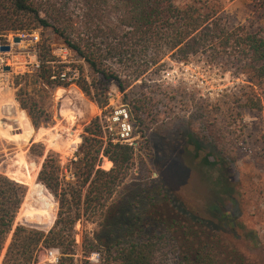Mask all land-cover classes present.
<instances>
[{
    "label": "rangeland",
    "instance_id": "1",
    "mask_svg": "<svg viewBox=\"0 0 264 264\" xmlns=\"http://www.w3.org/2000/svg\"><path fill=\"white\" fill-rule=\"evenodd\" d=\"M55 1L58 6L66 3L74 15L82 14L77 0ZM173 1L181 8L192 5L203 15L209 14L213 18L207 25L217 28L223 36L187 57L179 49L162 54L159 63L142 77L128 78L130 83L125 91L114 81L109 82L107 89L99 90L105 88L101 76L51 29L34 31L39 37L36 43L29 36L15 43L13 38L21 37L20 33H8L0 39L3 45L12 46L10 52L0 53V58L13 66L10 72L0 68V174L24 185L31 198L38 199L41 195L30 189V176L36 174V183L46 189L38 175L48 154L54 155L62 167L65 184L75 182L82 135L96 119L102 135L100 114L110 111L107 106L111 93L115 100L129 107L136 123L135 141L130 146L134 150L133 158L125 181L103 213L83 215L75 225L76 264L86 260L98 264L97 252L84 257V242L95 244L98 237L103 236L107 220L117 216L121 209L137 204L129 199L136 188L157 185L172 193L176 202L173 206L184 213L206 216L204 211L209 202L215 197L223 199L225 210L234 214L242 227L239 233L250 231L258 236L259 246L253 248L238 241L239 249L256 263L264 260V113L243 107L250 92L264 97V91L261 94L264 85L259 88L250 82L249 74L241 70L237 60L238 51L232 43L225 44L232 32L264 36V0ZM103 23L114 27L115 19L105 13ZM70 32L78 36L82 32L80 24L74 25ZM44 41L53 57L51 65L68 78H74L65 81L69 84L66 88L43 84L39 78L40 59L39 68L29 62L27 53L36 49L39 55ZM182 64L192 65L191 72L207 81L205 87L211 89V95L202 96L206 93H201V89L193 91L183 80L168 75L175 68L182 71ZM106 66L119 70L116 64L106 63ZM83 81L91 86L90 96L80 88ZM95 85L107 99L108 104L103 109L94 100ZM19 99L36 117L38 129L27 111L21 108ZM208 155L215 166L204 162ZM108 162L111 161L105 157L99 168L111 170L113 163L109 166ZM221 181H230L234 189L232 197L226 196L228 192L222 190ZM46 193L49 199L43 198L41 211L52 215V224L43 227L27 221L39 207L26 194L15 227L23 225L44 232L52 228L59 206L47 189ZM50 251L41 253L40 264L53 263ZM5 253L6 250L0 264ZM55 253L58 255L57 250Z\"/></svg>",
    "mask_w": 264,
    "mask_h": 264
},
{
    "label": "trees",
    "instance_id": "2",
    "mask_svg": "<svg viewBox=\"0 0 264 264\" xmlns=\"http://www.w3.org/2000/svg\"><path fill=\"white\" fill-rule=\"evenodd\" d=\"M77 3L81 5V15L70 13L66 3L58 6L55 0H0V39L8 33L32 34L39 29H51L101 76L105 88L99 90L107 89L109 82L114 81L125 91L130 83L128 78L142 77L159 63L162 54L179 49L187 57L223 36L217 28L207 25L213 18L209 14L203 15L192 5L181 8L173 0H77ZM105 13L114 17V27L103 23ZM78 23L82 32L73 36L70 30ZM230 36L225 44H233L239 53L241 70L249 74L254 86L261 88L264 36L250 32H232ZM41 49L39 78L43 84L68 87L61 80L62 71L51 65L53 57L45 41ZM106 63L116 64L119 70L107 67ZM80 88L90 96L91 86L86 81ZM93 88H96L94 100L103 109L107 99L103 98V92H98L97 85ZM19 102L38 129L40 125L30 108L22 99ZM243 107L264 113V97L250 92ZM97 122L98 119L88 125L82 135L75 182L65 184L62 167L54 155L48 154L42 165L38 180L59 206L48 232L23 225L15 227L27 188L0 174V259L6 250L1 264H40V255L47 249L59 251L56 264H76V223L83 215L103 213L125 181L133 158L134 150L128 145L109 143L104 148ZM102 156L113 163L111 170L99 168ZM209 158L208 155L204 162L215 166ZM220 186L228 192V198L233 196L230 181H221ZM171 195L161 185L136 188L129 199L137 204L121 209L117 216L107 220L105 232L95 244L85 241L84 257L97 252L98 264H264V260L256 263L239 249L238 241L253 248L259 246L258 236L250 231L239 233L242 227L235 215L225 210L223 199L215 197L210 201L204 211L206 216L187 212L188 215L173 206L176 202ZM83 264L90 263L86 260Z\"/></svg>",
    "mask_w": 264,
    "mask_h": 264
},
{
    "label": "built area",
    "instance_id": "3",
    "mask_svg": "<svg viewBox=\"0 0 264 264\" xmlns=\"http://www.w3.org/2000/svg\"><path fill=\"white\" fill-rule=\"evenodd\" d=\"M29 36L31 40H33L35 43L38 42L39 37L36 33L27 34V33H21V41L22 39H26ZM16 37L13 38V40ZM10 45V44H9ZM11 46V45H10ZM12 49V46H11ZM28 59L30 60V64H33L36 68L40 67V62L38 58V51L36 49L30 50L28 53ZM34 61V63H33ZM8 66L9 64H6L3 62L2 58H0V68ZM13 69V66H8ZM192 65H186L182 64V71L175 68L171 72L168 73L169 76H173L174 78L178 79V81L183 80L190 89L193 91H196L201 89L202 96H206L207 94L211 95V89H208L205 87L207 85V81L204 80V78L199 79L197 76H195L194 73H192L191 69ZM74 78H68L66 74L62 73L61 80L62 81H71ZM182 82V81H181ZM110 105L108 104L107 108L110 109V111L107 114H100V122H101V131H102V140L104 142V148L108 146L109 143L111 144H122V145H128L133 146L135 141V135H136V123L133 119L132 113L127 105H123L120 103V100H115L113 94H110ZM114 102V103H113ZM103 159L105 157L102 156ZM51 250L50 255L53 257V263L56 264L59 261L60 253L58 252V255H56L55 250L56 249H47ZM45 251V250H44Z\"/></svg>",
    "mask_w": 264,
    "mask_h": 264
},
{
    "label": "bare ground",
    "instance_id": "4",
    "mask_svg": "<svg viewBox=\"0 0 264 264\" xmlns=\"http://www.w3.org/2000/svg\"><path fill=\"white\" fill-rule=\"evenodd\" d=\"M38 175V174H37ZM30 179H28V183H29V186H30V189H33V191H35L38 195H41L39 197H37L38 199H36L35 197L31 198V195H29L28 193V197L29 199L31 198L34 202V205L36 207H39V210L37 213H35L29 220L27 218V221L28 222H33L35 223L36 225H39V226H43V227H48L50 224H52L53 222V217L52 215L50 214H47L45 211H41V206H42V201H43V198H47L49 199V196L48 194L46 193V189L42 186V185H38L36 183V174L34 176H30L29 177ZM29 189V191H30ZM28 191V192H29ZM27 202V201H26ZM28 204V203H27ZM28 206V205H27ZM25 208V207H24ZM23 208V209H24ZM30 210V208H29ZM22 218V216H21ZM24 219V218H23ZM26 220V219H25Z\"/></svg>",
    "mask_w": 264,
    "mask_h": 264
},
{
    "label": "water",
    "instance_id": "5",
    "mask_svg": "<svg viewBox=\"0 0 264 264\" xmlns=\"http://www.w3.org/2000/svg\"><path fill=\"white\" fill-rule=\"evenodd\" d=\"M21 41V38L20 37H16L15 39H14V42L15 43H19ZM11 51V46L9 45V44H5V45H3L1 42H0V53H7V52H10ZM3 70L5 71V72H10L11 71V68L10 67H8V66H5L4 68H3Z\"/></svg>",
    "mask_w": 264,
    "mask_h": 264
}]
</instances>
